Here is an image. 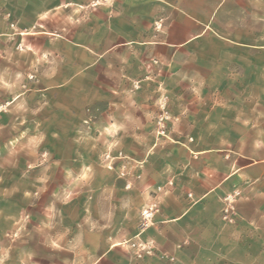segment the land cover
<instances>
[{
	"label": "rangeland",
	"instance_id": "1",
	"mask_svg": "<svg viewBox=\"0 0 264 264\" xmlns=\"http://www.w3.org/2000/svg\"><path fill=\"white\" fill-rule=\"evenodd\" d=\"M166 1L0 0V264H196L147 236L162 195L264 159V0H170L219 35L175 47ZM262 172L215 190L224 225L264 229ZM249 233L216 261L264 264Z\"/></svg>",
	"mask_w": 264,
	"mask_h": 264
},
{
	"label": "crops",
	"instance_id": "2",
	"mask_svg": "<svg viewBox=\"0 0 264 264\" xmlns=\"http://www.w3.org/2000/svg\"><path fill=\"white\" fill-rule=\"evenodd\" d=\"M194 5H199L200 0H189ZM167 24L165 27L163 40L153 43L165 44L167 47L184 45L194 40L204 33L213 32L218 35L211 26L210 19L216 14L215 10H207L205 13L195 11L184 2L166 1ZM129 22L132 20L126 18ZM219 36V35H218ZM223 38V37H222ZM152 43V42H150ZM182 169L183 168H179ZM198 173L197 182L193 177H180L181 183L176 182L173 190L162 195L160 199V212L154 218L152 227L147 231V236L154 238L156 245L168 252H175L178 244L182 243V249L191 255V261L201 264L202 254H213L212 262L204 264H236L233 262L216 261V255H231L237 252H245L238 242L246 232L253 235L262 234L263 228L257 226L255 230H248L243 224L253 222V219L246 218L239 220L235 226H226L221 221L219 215L212 205L216 204L215 190L219 188L222 181L228 176L234 175V181L238 183L237 176L245 179H251L255 170H264V159L249 164L237 165L230 168L227 176L220 180L212 177L210 169ZM173 173L167 169L161 170L157 175L159 183H164L169 175ZM262 175L264 172L261 173ZM255 180L257 179L254 178ZM189 185L195 195V199L189 200L185 197V188L182 185ZM181 185V187H180ZM249 233V234H250ZM225 239L229 245H222V239ZM221 258H219L220 260ZM151 260H146L149 264ZM192 263V262H191ZM240 264H253L240 263Z\"/></svg>",
	"mask_w": 264,
	"mask_h": 264
},
{
	"label": "built area",
	"instance_id": "3",
	"mask_svg": "<svg viewBox=\"0 0 264 264\" xmlns=\"http://www.w3.org/2000/svg\"><path fill=\"white\" fill-rule=\"evenodd\" d=\"M153 206L154 205L151 204L142 210V212H141L142 221L140 224L141 228L147 226L148 223L150 222V220L153 216V212H154ZM130 247L134 248L137 251L138 257L141 256V253H139V252L145 250V245L142 244L141 241H139V240L131 242Z\"/></svg>",
	"mask_w": 264,
	"mask_h": 264
}]
</instances>
